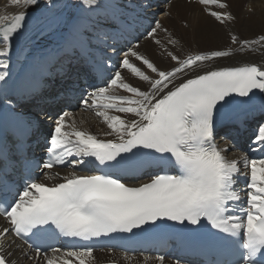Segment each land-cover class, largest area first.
Masks as SVG:
<instances>
[{
    "label": "snow or ice",
    "instance_id": "1",
    "mask_svg": "<svg viewBox=\"0 0 264 264\" xmlns=\"http://www.w3.org/2000/svg\"><path fill=\"white\" fill-rule=\"evenodd\" d=\"M9 2L22 10L0 15V81L13 52L35 37L40 55L29 51L25 62L83 80L79 104L105 130L101 138L77 127L61 108L37 160L28 148L42 121L10 101L0 107V264H18L17 252L30 264H96L94 247L74 242L170 229L214 253L207 264H264V155L227 156L238 118L255 111L249 151L264 153V64H216L237 52L264 56V34L230 32L228 47L182 57L149 12L153 0ZM196 2L220 26L235 20L226 0ZM142 40L174 63L159 67ZM37 95L33 87L18 99L32 104ZM61 240L73 243L54 246ZM165 260L145 256L142 264Z\"/></svg>",
    "mask_w": 264,
    "mask_h": 264
},
{
    "label": "bare ground",
    "instance_id": "2",
    "mask_svg": "<svg viewBox=\"0 0 264 264\" xmlns=\"http://www.w3.org/2000/svg\"><path fill=\"white\" fill-rule=\"evenodd\" d=\"M226 2L230 6L227 10H230L235 16V20L228 22L226 27L220 26L215 22L214 18L202 12L203 6L198 3H186L184 0H174L167 6L160 7L157 19L162 21L178 41L173 51L184 57L201 51L223 49L230 45V32L237 34L240 38L246 39H252L260 34H264V0H226ZM20 10L22 9L11 5L9 0H0V15H7L10 18L11 15ZM165 12L169 14L166 16ZM161 37H164L163 33H161ZM141 44L143 45L141 51H147L159 67L168 68L174 63L170 61V58L166 54H161L160 49L150 42L142 40ZM232 47L236 46L232 45ZM29 51L34 56L38 57L40 55L41 48L37 46V38L33 37L31 40H25L23 52L17 51L11 57V66L7 70L9 76L6 78V82L0 81L6 89H9L10 82L16 76L19 74L24 75V71L30 66L31 62H25L24 60V55ZM247 63L264 64V56L253 53L240 54L237 52L232 57L220 59L216 62L219 66H243ZM0 71L4 70L0 69ZM124 75L133 84H142V82L132 77L127 71L124 72ZM255 114L261 115L259 111H255ZM73 116L77 127L87 128L93 134H97L103 138L102 132L105 130V125L102 123V118L95 115V110H86L84 108L81 113L78 112ZM258 119L260 120L259 117ZM255 130L253 129L252 132L254 133ZM252 146L251 142V146L248 147L250 157L257 158L264 154L250 152L249 149ZM242 153L234 147L229 151L227 156L229 159H237ZM240 167L243 171L244 164L242 163ZM14 258L18 259V264H28L19 257L18 252ZM142 262L143 259L138 258L135 259L133 264H142Z\"/></svg>",
    "mask_w": 264,
    "mask_h": 264
}]
</instances>
